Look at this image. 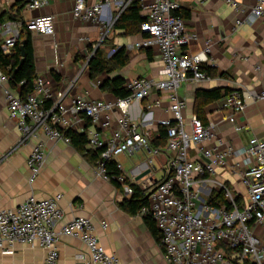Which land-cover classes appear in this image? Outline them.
<instances>
[{
    "label": "built area",
    "instance_id": "built-area-1",
    "mask_svg": "<svg viewBox=\"0 0 264 264\" xmlns=\"http://www.w3.org/2000/svg\"><path fill=\"white\" fill-rule=\"evenodd\" d=\"M134 1H138L145 12L146 19L141 24V30L147 35L129 43L127 48L157 46L165 75L158 79L137 77L127 85L130 90L128 96L112 100L77 96L67 103L75 81L57 89L44 76L35 78L33 88L25 98L17 90L8 88L5 90L8 112L17 121L21 131L20 142L37 138L38 132L42 131L49 139L71 143L70 137L63 133L64 129L85 132L88 146L99 153L94 164L96 175L112 181L106 162L115 160L122 171L116 179L125 185L130 196L133 187L125 182L128 175L118 157L122 154L132 157L144 151L149 154L148 168L153 170V157L162 152V147L153 144L149 128L134 120L132 107L157 90L167 96L173 115L171 119L159 120V125L167 129L163 148L173 154L164 177L146 191L147 203L141 207L140 214H149L155 221L166 262L264 264V137L252 136L242 150L245 155L243 162L247 166L240 172L242 190L236 191L226 181L217 178L218 167L225 165L227 158L238 151L222 140L215 147L204 145V141L215 136L213 121L205 123L197 114H192L189 129L187 127L183 115L187 101L180 94V88L186 81L209 79L203 66L210 58L207 55L209 47L197 53L184 51L196 35L187 29L182 17L174 14L180 9L179 2L98 0L92 3L75 0L72 14L75 18L101 25L102 41L120 14ZM46 2L29 0L26 6L37 8ZM228 3L237 7L235 0H228ZM111 4L116 6L115 14L107 9ZM251 12L264 22V0H257ZM241 23L242 20H237L238 25ZM17 24L18 21L0 23V31L10 32L3 43L6 50L20 36ZM23 25L31 32L46 35H53L55 31L54 16L50 14L30 17ZM6 80L7 76L0 71V82ZM258 99L264 100V89L233 90L225 95V106L231 110L228 119L236 130L242 128L237 122V114L244 111L248 101ZM159 104L160 98H156L147 108ZM192 147L196 150L195 158L189 155ZM45 160L46 143L37 139L26 160L30 183L41 173ZM218 193L225 202H215L220 198L215 197ZM61 198L62 193L41 199L31 194L15 208L0 209V250L10 253L16 242L36 243L46 249L43 264H58L57 243L62 235H68L85 243L87 253H81L79 257L87 264H121L116 254L106 252L91 217H74L58 225L64 217L59 204ZM101 224L103 228L108 225L106 221Z\"/></svg>",
    "mask_w": 264,
    "mask_h": 264
},
{
    "label": "crops",
    "instance_id": "crops-1",
    "mask_svg": "<svg viewBox=\"0 0 264 264\" xmlns=\"http://www.w3.org/2000/svg\"><path fill=\"white\" fill-rule=\"evenodd\" d=\"M28 1L0 0V23L18 21L17 28L22 31L23 23L30 17L45 14L54 16L53 35L32 32L34 61L37 76L47 77L57 89L75 81L67 103L70 98L77 96L114 99L116 96L101 88V83L107 78L123 77L127 87L137 77L158 79L165 75L157 46L127 48L129 43L142 38L140 31L116 27L114 23L108 36L101 41V25L73 16L75 0H47L37 8L27 7ZM88 1L93 3L98 0ZM177 1L181 9L189 11V17L183 19L187 29L196 35L184 51L197 53L209 47L207 55L210 58L204 62L206 71L210 72L209 79L186 81L181 85L180 94L187 101L183 115L189 129L191 115L196 114V105L202 102V91L221 89L223 95L203 107L206 122H215V136L203 143L211 148L218 146L219 140H222L238 151L227 158L225 165L218 167L217 178L240 191L243 189L239 180L240 172L247 168L242 150L252 136L264 137V100L248 101L244 111L237 114V122L242 128L236 130L228 119L231 110L225 106V95L232 90L264 89V22L251 12L257 0H235L237 7L228 3V0ZM107 9L112 14L116 13L113 4ZM141 12L145 13L142 8ZM237 20H242V23L238 25ZM9 35V31H0L2 46ZM95 47H99L107 59L114 56L116 49L125 48L128 59L123 65L112 63L110 72H103L98 78L92 79L87 64ZM11 49L4 50L8 53ZM257 66L260 68L256 69ZM8 88L15 90L9 80L0 82V209L15 208L31 194L41 199L62 193L59 204L64 217L58 225L74 217H91L106 252L116 254L121 264H168L164 249L144 216L140 213L131 214L121 207V203L129 197L124 184L98 177L94 170L95 162L78 151L72 143L49 139L42 131L38 132L37 138L20 142L21 131L16 119L10 117L8 112L5 92ZM156 98H160V104L147 108ZM168 106L167 96L153 90L147 98L135 102L132 107L134 120L140 121L142 127L149 128L153 144L162 147V152L153 157L151 173L136 179L148 168L149 154L144 151L136 153V159L124 154L120 155L122 158L118 157L129 180L146 191L164 177L173 154L165 150L163 144L156 143L159 120L171 119L173 116ZM37 139L46 143V160L39 176L30 183L26 160ZM86 147L93 150L87 143ZM189 155L196 157L195 147H192ZM124 160L128 161L129 170L125 168ZM102 221L107 222V227H102ZM57 246L58 264H87L85 259L79 257L81 253H87V247L81 239L62 235ZM45 256L46 249L36 243L16 242L12 252L0 250V264H43Z\"/></svg>",
    "mask_w": 264,
    "mask_h": 264
},
{
    "label": "trees",
    "instance_id": "trees-1",
    "mask_svg": "<svg viewBox=\"0 0 264 264\" xmlns=\"http://www.w3.org/2000/svg\"><path fill=\"white\" fill-rule=\"evenodd\" d=\"M174 14L180 16L182 18L189 17V11L185 9H178L174 11ZM12 18L16 19L15 16ZM2 19V14H0V20ZM146 19L145 15L141 12V7L138 1H134L131 5H129L117 18L115 22V26L117 27H129L128 30L131 31H140L143 36L147 35V33L142 32L141 24ZM24 42V50L25 56L23 57L22 65L17 69L15 75L12 77V72L17 68L22 56L20 45L22 41ZM125 48L116 49L115 54L112 58L107 59L103 53V51L98 47L94 50L92 56L88 61V68L90 78L96 79L103 72H110L113 68L112 63L116 65H123L126 63L128 56L125 53ZM114 61V62H112ZM206 66H203V70ZM0 69L3 74L7 76L10 85L18 91L19 95L22 98H25L26 95L32 90L34 80L37 77L36 66L34 61V52L32 45V32L28 30L25 26L24 29L20 32L19 38L16 40L15 44L12 46L10 52H6L3 49L2 42L0 41ZM208 74L209 70L206 71ZM101 88L111 92L116 97H126L130 94V90L125 85V79L123 77H116L113 79H105L101 83ZM233 91V90H232ZM231 92V91H230ZM228 92V93H230ZM227 93V94H228ZM202 102L200 104L197 103L195 108V113L205 122L204 115V105L209 101L219 99L223 93L220 88L213 90H205L202 91ZM87 124L89 123V119L87 118ZM63 133L68 135L71 139V143L74 147L83 153L89 160L92 162H96L99 153L96 150H89L86 147L87 143V135L85 132H78L74 129L68 128L64 129ZM159 137L156 139L157 144H163L165 146L167 140V129L165 126L160 125L158 128ZM107 172L111 175V180L116 182L117 184H121L116 177L120 175L122 172L118 167L115 160H108L106 162ZM126 183L133 187V193L126 197L125 200L121 203V207L131 213L138 214L140 213L141 207L147 203V194L146 190L134 182H131L127 177L125 180ZM220 197L217 202H225L221 194L218 193L216 196ZM214 198V200L216 199ZM145 221L156 237L157 240L160 241L161 235L160 231L157 228L155 221L149 214H143Z\"/></svg>",
    "mask_w": 264,
    "mask_h": 264
},
{
    "label": "water",
    "instance_id": "water-1",
    "mask_svg": "<svg viewBox=\"0 0 264 264\" xmlns=\"http://www.w3.org/2000/svg\"><path fill=\"white\" fill-rule=\"evenodd\" d=\"M24 40L21 42V45H20V49H21V60L17 66L16 69H14V71L12 72V77L15 75L17 69L22 65L23 63V57L25 56V50H24ZM150 172V168H147L145 169L143 172H141L139 175H137L136 179L139 180L140 178H142L143 176L147 175L148 173Z\"/></svg>",
    "mask_w": 264,
    "mask_h": 264
},
{
    "label": "rangeland",
    "instance_id": "rangeland-1",
    "mask_svg": "<svg viewBox=\"0 0 264 264\" xmlns=\"http://www.w3.org/2000/svg\"><path fill=\"white\" fill-rule=\"evenodd\" d=\"M120 157H121V156H120ZM121 158H122V157H121ZM132 158H133V159H136V158H137V155H133V156H132ZM123 162H124L125 168L129 170V168H130V165H129V164H127V163H128V161H127V160H124ZM233 194H235V195H236V192H233Z\"/></svg>",
    "mask_w": 264,
    "mask_h": 264
}]
</instances>
